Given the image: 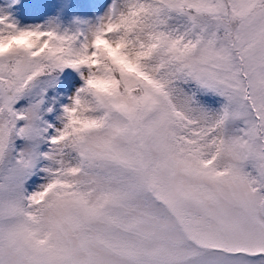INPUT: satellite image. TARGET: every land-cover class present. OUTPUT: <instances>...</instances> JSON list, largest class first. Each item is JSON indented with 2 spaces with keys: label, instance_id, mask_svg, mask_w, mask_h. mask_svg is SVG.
<instances>
[{
  "label": "snow or ice",
  "instance_id": "1",
  "mask_svg": "<svg viewBox=\"0 0 264 264\" xmlns=\"http://www.w3.org/2000/svg\"><path fill=\"white\" fill-rule=\"evenodd\" d=\"M96 2L0 14V264H264V0Z\"/></svg>",
  "mask_w": 264,
  "mask_h": 264
},
{
  "label": "rangeland",
  "instance_id": "2",
  "mask_svg": "<svg viewBox=\"0 0 264 264\" xmlns=\"http://www.w3.org/2000/svg\"><path fill=\"white\" fill-rule=\"evenodd\" d=\"M47 11L42 0H0V14L11 13L12 17L18 20L22 25L27 22H42L41 16ZM105 11L103 3L97 0L86 10L88 16L93 14L102 15Z\"/></svg>",
  "mask_w": 264,
  "mask_h": 264
},
{
  "label": "trees",
  "instance_id": "3",
  "mask_svg": "<svg viewBox=\"0 0 264 264\" xmlns=\"http://www.w3.org/2000/svg\"><path fill=\"white\" fill-rule=\"evenodd\" d=\"M68 71H71V70H68Z\"/></svg>",
  "mask_w": 264,
  "mask_h": 264
}]
</instances>
